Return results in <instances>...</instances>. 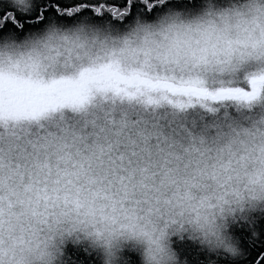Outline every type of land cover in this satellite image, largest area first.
<instances>
[{
    "label": "clouds",
    "instance_id": "9594fccd",
    "mask_svg": "<svg viewBox=\"0 0 264 264\" xmlns=\"http://www.w3.org/2000/svg\"><path fill=\"white\" fill-rule=\"evenodd\" d=\"M133 2L0 20V264H241L258 236L264 0Z\"/></svg>",
    "mask_w": 264,
    "mask_h": 264
},
{
    "label": "snow or ice",
    "instance_id": "6c2138e0",
    "mask_svg": "<svg viewBox=\"0 0 264 264\" xmlns=\"http://www.w3.org/2000/svg\"><path fill=\"white\" fill-rule=\"evenodd\" d=\"M44 6L36 13L27 17L12 16L0 13V20L4 22L6 27L17 31L19 28L24 30L39 27L43 22V18L52 16L57 20L70 22L73 18H78L81 14H87L93 19H101L108 17L113 21L123 18L129 13L137 11V6L133 0H120L115 3L114 0H43ZM146 12H155L156 6L149 0L148 5H143ZM83 10V12L81 11ZM258 264H264V256H261Z\"/></svg>",
    "mask_w": 264,
    "mask_h": 264
},
{
    "label": "trees",
    "instance_id": "16d2710c",
    "mask_svg": "<svg viewBox=\"0 0 264 264\" xmlns=\"http://www.w3.org/2000/svg\"><path fill=\"white\" fill-rule=\"evenodd\" d=\"M114 2L119 3L120 0H114ZM237 235L242 236V243L244 244L246 251L245 258L241 261V264H258L261 256H264V222H261V225L258 228V236L254 238L251 245L243 240L244 237H249L251 235L249 232H244L241 230L237 232ZM181 247L183 248V255L187 256L188 259L192 261V264H196V262L193 260L196 250L190 245H181ZM69 255L73 256V253L70 251ZM83 255L84 253H79L76 254V256H74L73 258L78 259ZM200 259L203 260L205 258L203 255H201ZM221 264H224V262H221Z\"/></svg>",
    "mask_w": 264,
    "mask_h": 264
}]
</instances>
